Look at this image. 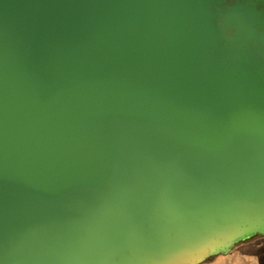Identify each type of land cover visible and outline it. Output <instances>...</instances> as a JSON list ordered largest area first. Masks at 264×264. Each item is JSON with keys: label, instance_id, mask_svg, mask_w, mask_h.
<instances>
[{"label": "water", "instance_id": "obj_1", "mask_svg": "<svg viewBox=\"0 0 264 264\" xmlns=\"http://www.w3.org/2000/svg\"><path fill=\"white\" fill-rule=\"evenodd\" d=\"M251 9L0 0V264L167 263L264 210Z\"/></svg>", "mask_w": 264, "mask_h": 264}, {"label": "rangeland", "instance_id": "obj_2", "mask_svg": "<svg viewBox=\"0 0 264 264\" xmlns=\"http://www.w3.org/2000/svg\"><path fill=\"white\" fill-rule=\"evenodd\" d=\"M237 1L253 6L255 9L251 11L264 17V0ZM235 211L245 215V219L236 217V223L228 221L223 225L227 231L222 226L211 227L205 236L200 234L195 242L187 244L179 259L164 263L169 258L167 254L154 264H264V210L254 215V208L242 205Z\"/></svg>", "mask_w": 264, "mask_h": 264}]
</instances>
